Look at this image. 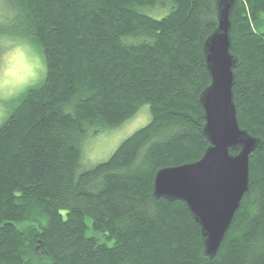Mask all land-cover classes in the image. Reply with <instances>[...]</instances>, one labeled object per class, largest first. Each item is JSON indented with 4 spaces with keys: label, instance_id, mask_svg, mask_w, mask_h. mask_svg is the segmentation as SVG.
I'll use <instances>...</instances> for the list:
<instances>
[{
    "label": "trees",
    "instance_id": "trees-1",
    "mask_svg": "<svg viewBox=\"0 0 264 264\" xmlns=\"http://www.w3.org/2000/svg\"><path fill=\"white\" fill-rule=\"evenodd\" d=\"M218 1L0 0V32L33 37L51 68L0 125V264H264V0L231 14L238 122L263 145L217 255L185 202L154 195L158 171L210 146L200 100ZM142 105L151 122L82 171L89 131Z\"/></svg>",
    "mask_w": 264,
    "mask_h": 264
},
{
    "label": "water",
    "instance_id": "water-1",
    "mask_svg": "<svg viewBox=\"0 0 264 264\" xmlns=\"http://www.w3.org/2000/svg\"><path fill=\"white\" fill-rule=\"evenodd\" d=\"M236 0L218 1V27L204 51L211 84L201 96L204 133L210 141L197 162L161 169L154 179V195L187 204L200 225L205 255L214 258L250 186V156L263 143L242 129L234 101L235 68L231 53V14ZM230 150L238 151L232 154Z\"/></svg>",
    "mask_w": 264,
    "mask_h": 264
},
{
    "label": "clouds",
    "instance_id": "clouds-1",
    "mask_svg": "<svg viewBox=\"0 0 264 264\" xmlns=\"http://www.w3.org/2000/svg\"><path fill=\"white\" fill-rule=\"evenodd\" d=\"M50 71L45 49L33 37L0 32V125L46 84Z\"/></svg>",
    "mask_w": 264,
    "mask_h": 264
},
{
    "label": "rangeland",
    "instance_id": "rangeland-1",
    "mask_svg": "<svg viewBox=\"0 0 264 264\" xmlns=\"http://www.w3.org/2000/svg\"><path fill=\"white\" fill-rule=\"evenodd\" d=\"M163 15L152 14V16L158 18H161ZM261 30L264 31V26ZM151 120L152 114L150 107L148 105H142L132 118L117 128L99 130V132L91 129L82 146L83 157L80 162L81 170H88L108 160L123 141L147 126Z\"/></svg>",
    "mask_w": 264,
    "mask_h": 264
}]
</instances>
